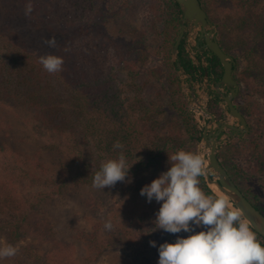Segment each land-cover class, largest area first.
Segmentation results:
<instances>
[{
    "label": "trees",
    "instance_id": "obj_1",
    "mask_svg": "<svg viewBox=\"0 0 264 264\" xmlns=\"http://www.w3.org/2000/svg\"><path fill=\"white\" fill-rule=\"evenodd\" d=\"M169 1L174 10L161 52L167 69L164 81L159 71H145L148 48L141 38L126 40L110 34L109 22L122 13L111 12L110 0H31L34 9L30 16H25L28 0H0L7 16H24L31 31L28 37L0 20V129L10 135L16 117L19 124L31 126L32 136L44 149L64 151L77 162V170L71 172L70 168L67 176L52 179L60 181L58 190L92 182L101 163L118 158L121 152L128 165L133 164L131 178L153 174L180 149L196 152L203 126L189 107L179 68L171 57L183 12L175 0ZM200 1L207 12L212 9V0ZM252 22L255 36L248 57L264 54V19ZM43 36H54L57 46L49 47ZM186 41L184 37L179 58L194 76L197 67ZM220 43L225 51H231L222 40ZM47 54L64 58L62 71L49 74L43 68L39 58ZM210 55V76L218 81L223 66L216 55ZM211 95L208 108L216 113L221 98L215 92ZM164 113L167 116L160 118ZM247 136L251 138L247 168L234 156L237 150L230 142L221 148L219 157L244 194L264 213V197L241 182L248 170L264 181V131L252 127ZM116 141L122 149L113 147ZM19 153L15 148H0V212L8 216L0 218V243L3 237L18 243L28 231L34 238L52 243L51 262L47 264H72V244L57 237L53 224L44 216L41 204L48 193H40L35 202L28 200L25 207L17 185L25 179L44 184L46 180L41 182L39 177L49 170L42 165L36 173ZM200 181L206 194L217 196L204 176ZM162 203L150 202L151 218H156ZM97 227L91 240L94 247H99ZM252 230L264 243V237ZM21 251L25 259L16 264H43L41 250L32 243L22 245Z\"/></svg>",
    "mask_w": 264,
    "mask_h": 264
},
{
    "label": "rangeland",
    "instance_id": "obj_2",
    "mask_svg": "<svg viewBox=\"0 0 264 264\" xmlns=\"http://www.w3.org/2000/svg\"><path fill=\"white\" fill-rule=\"evenodd\" d=\"M212 1L213 7L208 14L213 22L215 34L219 41L222 40L231 49L228 53L237 63L234 76L240 88L235 103L248 118L249 132L252 127L257 131H264V54L247 56L249 44L253 42L255 36L252 21L264 19V0ZM109 8L112 13L122 11L120 15L113 16L109 22L110 34L126 40L141 38L148 48L145 71H159L160 77L166 81L167 69L161 52L165 31L169 26L167 23L174 10L172 3L169 0H110ZM0 20L30 37L31 31L24 16H7L1 4ZM48 38L51 37L43 36L42 41L45 43ZM186 45L195 64L205 68V72L196 80H191L180 71L178 75L189 107L204 130L210 116L200 108L197 99L209 109L211 92L216 93L214 86L217 81H213L210 76L208 61L210 54H206L205 48L200 51L197 47L203 45V41H198L197 37H194L191 40L187 39ZM194 47H197V50ZM221 90L228 93V90ZM214 114L218 121L226 119L230 125H239L237 119L230 115L224 100L218 101V108ZM165 116L166 113L160 115V118L164 119ZM13 118H15L13 121L15 127L10 135L7 134L9 131L7 132L6 129H0V148L17 149L20 157L27 160L29 169L35 172L42 165L48 168L49 171H42L43 176L39 177L41 182L46 180L44 184L47 185L33 183L30 179L18 181L17 185L25 207L29 206V201L38 200L42 196L40 193H48L41 204L44 208V216L53 224L57 237L72 244V264H158L161 244L175 243L180 237L187 238L195 232L204 230L203 227L195 225L193 232L181 231L172 234L162 229L155 230V219L149 216L153 207L150 206L147 197L140 193L146 184H150L171 167L169 162L153 174L131 178V182H117L115 186L106 187L104 190L94 188L93 181L68 185L58 190L60 181L55 182L52 179L67 176L66 170L70 168L71 172L77 170V162L69 158L64 151L54 148L44 149L42 143L40 144V141L32 136L31 126L19 124L18 118ZM230 131V128H226L224 134ZM248 133L224 140L219 147L220 151L229 142L232 143L234 150H237L234 156L245 168L248 166L247 160L251 154L248 153V144L251 141L250 136H247ZM196 152L203 154L208 161V148L204 141L201 140L197 144ZM248 171L241 178L242 185L254 188L264 197L263 177ZM7 217L6 213L0 212V218ZM109 221L112 224L111 229L105 228V223ZM97 226H99V247H94L91 240L94 239ZM151 241L156 242L155 247L150 244ZM28 243L41 250L43 264L51 262L52 243L34 238L25 231V235L18 243H11L6 237L2 238L0 246L12 244L17 246L19 251L12 258L0 259V264H16L23 261L25 256L22 254L21 246Z\"/></svg>",
    "mask_w": 264,
    "mask_h": 264
},
{
    "label": "clouds",
    "instance_id": "obj_3",
    "mask_svg": "<svg viewBox=\"0 0 264 264\" xmlns=\"http://www.w3.org/2000/svg\"><path fill=\"white\" fill-rule=\"evenodd\" d=\"M33 9L28 0L25 16H30ZM45 43L51 48L57 46L54 36ZM39 63L49 74H55L62 71L64 58L47 54L39 58ZM113 147L122 149L123 145L116 141ZM168 162L171 167L140 193L149 203L163 202L154 220L155 230L172 234L193 232V225L204 230L180 237L175 243L161 244L158 264H264V243L243 218L242 211L232 207L226 197L208 195L201 188L200 177L208 172L205 156L180 149L169 155ZM131 166L123 152L116 159L102 162L93 177V187L104 190L117 182H131ZM111 227L110 221L105 223V228ZM150 244L156 246L155 241ZM18 251L12 244L0 246V259L12 258Z\"/></svg>",
    "mask_w": 264,
    "mask_h": 264
},
{
    "label": "water",
    "instance_id": "obj_4",
    "mask_svg": "<svg viewBox=\"0 0 264 264\" xmlns=\"http://www.w3.org/2000/svg\"><path fill=\"white\" fill-rule=\"evenodd\" d=\"M175 1L183 12V18L180 33L172 49L173 61L177 64L180 73L193 80V75L186 71L179 58V48L184 37L189 40L194 37H197L198 41L202 40L203 45H198V49L202 51L205 48L212 52L213 55L218 57L223 66L222 77L214 86L215 91L226 102L230 115L237 119L239 124L230 125L226 119L218 121L215 114L207 109L201 100L197 99L200 108L210 116L202 133V141L206 143L209 155L207 161L208 172L204 178L207 185L219 196L212 187V183L215 182L228 196L232 207L241 210L243 218L264 237V213L244 194L219 157V147L224 140H230L234 136H243L250 131L247 116L234 101L240 88L238 81L234 77L237 65L236 60L221 45L215 34L213 22L200 0ZM204 56L203 54L202 57L204 58ZM226 87L229 89V93L221 90ZM226 128H230L231 131L224 134Z\"/></svg>",
    "mask_w": 264,
    "mask_h": 264
},
{
    "label": "flooded vegetation",
    "instance_id": "obj_5",
    "mask_svg": "<svg viewBox=\"0 0 264 264\" xmlns=\"http://www.w3.org/2000/svg\"><path fill=\"white\" fill-rule=\"evenodd\" d=\"M212 53H211V57H212ZM210 65H211V62L209 61V72H210V70H211V67H210ZM196 71H195V74H194V76H193V79H199L200 78V75H202L203 74V72H205V68H203V67H200V66H198L197 64H196ZM236 68H237V65H236ZM235 77V76H234ZM212 79V78H211ZM228 93H229V89L226 87V88H224ZM217 94V93H216ZM220 97V96H219ZM221 98V97H220ZM221 100H223L222 98H221ZM234 101H235V98H234Z\"/></svg>",
    "mask_w": 264,
    "mask_h": 264
},
{
    "label": "bare ground",
    "instance_id": "obj_6",
    "mask_svg": "<svg viewBox=\"0 0 264 264\" xmlns=\"http://www.w3.org/2000/svg\"><path fill=\"white\" fill-rule=\"evenodd\" d=\"M212 187L216 190L219 196H224L229 199L228 196L219 188V186L215 182L212 183Z\"/></svg>",
    "mask_w": 264,
    "mask_h": 264
}]
</instances>
